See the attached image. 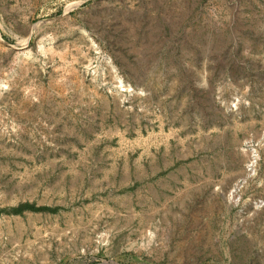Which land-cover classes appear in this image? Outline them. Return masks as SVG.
I'll use <instances>...</instances> for the list:
<instances>
[{"label":"rangeland","instance_id":"374dc122","mask_svg":"<svg viewBox=\"0 0 264 264\" xmlns=\"http://www.w3.org/2000/svg\"><path fill=\"white\" fill-rule=\"evenodd\" d=\"M0 264H264V0H0Z\"/></svg>","mask_w":264,"mask_h":264}]
</instances>
